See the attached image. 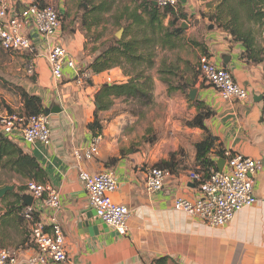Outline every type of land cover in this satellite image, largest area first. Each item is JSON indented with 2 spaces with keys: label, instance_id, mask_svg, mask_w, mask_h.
<instances>
[{
  "label": "crops",
  "instance_id": "obj_1",
  "mask_svg": "<svg viewBox=\"0 0 264 264\" xmlns=\"http://www.w3.org/2000/svg\"><path fill=\"white\" fill-rule=\"evenodd\" d=\"M51 1L43 0V3ZM33 2L10 0L18 13ZM63 2L57 0V11L64 17L59 18L60 24L53 36H40L32 23L23 27V35L36 48L34 55L6 52L0 48V113H22L23 101L15 88L37 98L44 111L53 106L61 109L60 113L48 116L51 133L48 145L26 144L18 132L10 140L39 164L42 176L32 181L48 184L59 192L61 207L58 211L46 208L39 200L32 204L37 219L44 225L49 228L58 224L62 228L68 253V261L63 264H264V81L261 64L246 60L242 44L226 33L210 31L201 41L191 39L193 58L180 56L181 60H189L193 65L195 59L202 56L201 47L194 43L202 44L208 59L230 72L234 81L248 91L249 100L244 103L224 101L213 87L182 75L173 83L167 76V63L154 60L150 70L153 89L150 94L151 101L165 109L160 123L150 125V118L143 126L137 125V119L127 110L109 108L98 112L97 118L103 128L98 154L92 161L77 162L74 151L89 145L93 138L87 126L93 122L98 109L94 95L101 85L123 84L128 78L119 68L98 75L88 71L99 50L89 52L84 47V32L76 22L78 18L67 12ZM187 5L188 0H185L184 9ZM67 21L75 27L67 28ZM55 44L62 45L78 67L76 73L64 67L59 81L52 77L47 61ZM188 44L189 41L185 43ZM30 63L35 67L32 76L26 74ZM83 72L88 74L86 79L82 77ZM86 80L90 84H85ZM183 84H193L187 95L180 88ZM190 88L196 91L195 100L213 112L204 125L207 133L217 139L216 146L261 164L252 177L255 204L240 210L229 223L220 227H211L174 209L177 199L194 201L200 195L188 174L198 168L194 146L203 140L205 133L185 124L196 114L195 100L189 99ZM260 96L262 100L255 102L253 97ZM151 128L159 134L156 140L147 138L146 133L152 132ZM138 143L140 145L134 147ZM211 159L219 160L214 155ZM160 166L169 170L170 177L161 191L149 193L145 188V174L149 168ZM78 167L90 174H113L118 190L111 198L130 213L125 235L105 225L101 230H94L86 224L84 217L94 211L78 178ZM29 180L0 167V189L14 187L0 198V250L15 253L22 262L36 252L20 210ZM93 214L98 222L95 212Z\"/></svg>",
  "mask_w": 264,
  "mask_h": 264
},
{
  "label": "built area",
  "instance_id": "obj_2",
  "mask_svg": "<svg viewBox=\"0 0 264 264\" xmlns=\"http://www.w3.org/2000/svg\"><path fill=\"white\" fill-rule=\"evenodd\" d=\"M156 6L176 9L180 0H151ZM27 23H32L37 33L42 37H51L57 31L60 19L59 13L53 7H40L35 3L27 4L18 13L10 0H0V48L6 52L28 53L34 55L36 48L32 41L23 35L22 29ZM52 77L62 79L64 67L75 71L78 67L71 59L66 49L55 44L47 56ZM198 73L200 78L213 87L224 101L244 103L249 100L250 94L239 86L230 72L223 67L213 64L206 56L198 58ZM35 73L33 63L28 64L26 74ZM86 79L88 74L83 72ZM18 132L26 144L41 142L50 143L51 133L49 119L45 113L25 117L21 114L0 113V133L8 139ZM101 136L93 137L89 145L74 151L77 162L92 161L98 154ZM223 170L219 172L211 169L205 179L196 171L188 174L189 180L199 189V197L194 201L177 199L174 209L189 217L196 218L211 227H220L229 223L240 210L251 207L256 202L253 192L252 177L261 168L257 160L238 154L225 152ZM170 172L162 168H149L145 174V188L149 193L161 191ZM78 178L87 193L88 203L95 212L98 220L106 227L114 229L118 234H126V221L129 210L116 204L111 196L118 190V184L109 172L90 174L78 167ZM26 196L33 201L39 200L46 208L58 211L61 207L59 192L48 184H41L29 180L25 184ZM23 221L29 227V237L35 247V254L22 262L19 257L10 251L0 250V264H48L53 262L63 264L68 261L65 246V236L58 224L51 227L44 225L36 217L33 204L23 207L21 212Z\"/></svg>",
  "mask_w": 264,
  "mask_h": 264
},
{
  "label": "trees",
  "instance_id": "obj_3",
  "mask_svg": "<svg viewBox=\"0 0 264 264\" xmlns=\"http://www.w3.org/2000/svg\"><path fill=\"white\" fill-rule=\"evenodd\" d=\"M33 1L40 7L44 6L43 0ZM93 1L86 0L82 6L84 13L81 17V27L84 31L99 23L95 13L109 12L113 3V0H102L99 5L90 7ZM129 1L132 2L133 8L125 7L120 16L121 19L124 17L128 23L124 36L121 39H113L108 46H103L104 48L99 51L97 57L87 68L92 75L119 68L128 78L127 82L123 84L105 83L101 85L94 95V102L99 108L96 109L93 122L87 126L93 137L102 136L103 131L100 120L97 118V113L108 110L114 100H133L144 105L151 102L150 88L152 82L151 78L145 75V72L154 67V48L158 46L164 49H174L176 40L185 33V30L181 28V23L188 18L183 11L185 4L180 3L176 9H173L155 6L151 0ZM225 5L221 7L222 11L210 16L209 20L222 23L224 20L223 16L227 15L229 21H224L223 30L235 42L242 44L244 47L243 57L253 64L264 63L262 58L264 49L255 47L252 33L240 29V22L235 9L229 4L225 3ZM237 9L244 12L247 21L259 24L264 28V0H238ZM92 14L95 19L91 20L90 16ZM165 20L167 25H163ZM133 29L134 32H132ZM194 44L201 47L202 55L208 58L204 46L202 44ZM169 73L174 74L172 71ZM189 87L188 84H183L180 88L187 95ZM15 91L23 101V116L28 117L44 113V109L37 98L28 95L21 89L15 88ZM193 104L196 108V114L185 124L190 128H198L205 133L203 140L196 143L194 147L196 167H198L195 171L206 179L211 169L217 171L216 161L211 159V155L219 159H225V152L216 146L217 139L207 133L204 125L205 120L209 119L213 112L197 100ZM0 167L18 173L23 178L30 180L36 181L42 176V170L36 160L24 154L16 144L1 133ZM159 168H162V166ZM20 191H23V188H20ZM20 210L22 212L23 207H20Z\"/></svg>",
  "mask_w": 264,
  "mask_h": 264
},
{
  "label": "rangeland",
  "instance_id": "obj_4",
  "mask_svg": "<svg viewBox=\"0 0 264 264\" xmlns=\"http://www.w3.org/2000/svg\"><path fill=\"white\" fill-rule=\"evenodd\" d=\"M85 1L86 0H64L63 2V5L66 8L67 12H71L72 15L74 14L75 19L78 18L76 22L81 29V17L84 13L82 6L85 4ZM101 1L102 0H94L93 4H91L90 7L99 5ZM237 1L238 0H188L187 8H183L184 13L185 11L187 12L186 15L188 16V18L181 23V27H183L182 29H184L186 33L183 34V36H181L178 40H176V47L174 49H164L157 46L153 51L154 60L167 63L168 72L172 71L174 73H168V79L175 83L174 79H180L182 75L184 77H190L193 80L198 79L200 84H206L199 77V73L197 71L198 59L196 58L193 65H191L189 63V60H187V62H184L181 60L182 58H180V56H183L187 59L193 58L190 47L192 45L191 39L201 41L203 35L210 31H218L228 34L223 30V27L225 26L224 21H229V17L227 15L223 16L224 20L222 21V23H220L219 21L209 20L210 16L216 15L220 11H222L221 7L226 6L225 3L229 4L232 8L235 9L237 17L239 18L240 29L242 31H250L252 33L255 47L258 49H264V28H262L259 24L247 21L244 12L237 9ZM56 4L57 0L43 3L44 6L49 5L57 11ZM125 7L133 8L132 2L129 0H113L112 7L109 12L95 13V16L97 17L99 22L98 24L92 26L87 31H84L82 29V33L84 32L83 34L85 40L84 47H87L89 52L96 50L100 51L104 48L103 46H108L113 39H117L116 35L118 32L120 33L119 39L124 36L126 27H128V23L124 19V17L121 19L120 16L123 13ZM60 17L63 18L64 16L59 14V18ZM66 18H68L67 15ZM90 19H95L93 14L90 16ZM67 23V28L75 27L72 22L70 23V21H67ZM163 25H167L166 20L163 21ZM132 32H134V29L132 30ZM187 40L190 42V44L185 45V43L188 42ZM262 58L264 59V55H262ZM261 66L264 67V63H262ZM151 72L150 70L146 71L145 75L151 77ZM84 83L90 84V81L86 80ZM188 85L190 87L193 86V84ZM152 91L153 89L151 85L150 93ZM116 101H118V99L112 102L110 108L116 110H127L131 112V114H133L137 119V125L140 126H143L145 124V121H149L150 118H152V122H150V125H153L152 123H157L158 125L162 118L161 114L165 110L164 108H162V105H158L153 100L147 105L133 100H122L121 102ZM150 112H153V114L150 115ZM146 135L150 140H156L159 136V134L156 133L153 129L152 132H148L146 133ZM134 145V147H138V145L140 144L138 143Z\"/></svg>",
  "mask_w": 264,
  "mask_h": 264
},
{
  "label": "water",
  "instance_id": "obj_5",
  "mask_svg": "<svg viewBox=\"0 0 264 264\" xmlns=\"http://www.w3.org/2000/svg\"><path fill=\"white\" fill-rule=\"evenodd\" d=\"M180 3L182 4H185V0H180ZM153 5L156 6V3L153 2ZM183 28V27H181ZM211 28V27H210ZM119 36H120V33L118 32L116 37L117 39H119ZM195 95H196V91L194 89H190L189 91V99L191 101H194L195 100ZM254 98V101L255 102H259L262 100V96H260L259 98ZM97 108H99L98 105H96ZM61 112V109L59 106H53L51 107L50 109H46L44 111L45 115L46 116H49L51 114H57V113H60ZM224 163H225V160L224 159H219L217 162H216V165H217V170L219 172H221L223 170V166H224ZM14 187L12 186H5L3 188L0 189V198L7 192V191H11L13 190ZM33 203V198L31 196H25L22 200V205L23 207H29L31 206ZM94 213V212H93ZM93 213L91 214H87L85 217H84V220L86 222L87 225L89 226H92L94 230H101V228L103 227L104 224H102L101 222H96V220L93 219ZM97 218V217H96ZM98 219V218H97Z\"/></svg>",
  "mask_w": 264,
  "mask_h": 264
}]
</instances>
